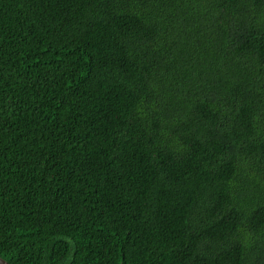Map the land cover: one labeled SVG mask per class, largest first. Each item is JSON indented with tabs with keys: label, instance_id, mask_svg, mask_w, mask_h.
I'll return each instance as SVG.
<instances>
[{
	"label": "trees",
	"instance_id": "obj_1",
	"mask_svg": "<svg viewBox=\"0 0 264 264\" xmlns=\"http://www.w3.org/2000/svg\"><path fill=\"white\" fill-rule=\"evenodd\" d=\"M0 256L264 264V0H0Z\"/></svg>",
	"mask_w": 264,
	"mask_h": 264
},
{
	"label": "water",
	"instance_id": "obj_2",
	"mask_svg": "<svg viewBox=\"0 0 264 264\" xmlns=\"http://www.w3.org/2000/svg\"><path fill=\"white\" fill-rule=\"evenodd\" d=\"M0 264H11L9 261H7L5 258L0 256Z\"/></svg>",
	"mask_w": 264,
	"mask_h": 264
}]
</instances>
